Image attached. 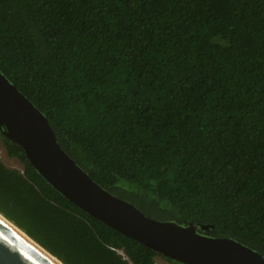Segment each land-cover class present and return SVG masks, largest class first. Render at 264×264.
Returning a JSON list of instances; mask_svg holds the SVG:
<instances>
[{
  "label": "trees",
  "instance_id": "obj_1",
  "mask_svg": "<svg viewBox=\"0 0 264 264\" xmlns=\"http://www.w3.org/2000/svg\"><path fill=\"white\" fill-rule=\"evenodd\" d=\"M0 70L102 187L264 256V0H0ZM0 137L8 221L64 264H156Z\"/></svg>",
  "mask_w": 264,
  "mask_h": 264
},
{
  "label": "water",
  "instance_id": "obj_2",
  "mask_svg": "<svg viewBox=\"0 0 264 264\" xmlns=\"http://www.w3.org/2000/svg\"><path fill=\"white\" fill-rule=\"evenodd\" d=\"M0 130L71 203L159 256L178 264H264L262 254L234 239L200 233L212 225L157 220L102 187L62 148L45 114L1 70ZM0 264L58 263L0 218Z\"/></svg>",
  "mask_w": 264,
  "mask_h": 264
},
{
  "label": "rangeland",
  "instance_id": "obj_3",
  "mask_svg": "<svg viewBox=\"0 0 264 264\" xmlns=\"http://www.w3.org/2000/svg\"><path fill=\"white\" fill-rule=\"evenodd\" d=\"M0 158L3 161V163L10 168H16V169L23 168L22 164L18 160L8 157L1 137H0ZM156 264H175V263H172L164 259L163 257L159 256L156 259Z\"/></svg>",
  "mask_w": 264,
  "mask_h": 264
},
{
  "label": "bare ground",
  "instance_id": "obj_4",
  "mask_svg": "<svg viewBox=\"0 0 264 264\" xmlns=\"http://www.w3.org/2000/svg\"><path fill=\"white\" fill-rule=\"evenodd\" d=\"M0 218H2L5 222H7L11 227H13L17 232H19L23 237L31 241L35 246H37L41 251H43L45 254H47L50 258H52L56 263L62 264L57 258L54 256L50 255L48 252H46L43 248L38 246L35 242H33L24 232H22L21 229H18L16 225L8 221L3 215L0 214Z\"/></svg>",
  "mask_w": 264,
  "mask_h": 264
}]
</instances>
